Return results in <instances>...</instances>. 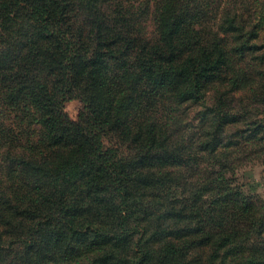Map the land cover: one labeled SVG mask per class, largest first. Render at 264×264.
I'll return each mask as SVG.
<instances>
[{
    "label": "trees",
    "instance_id": "16d2710c",
    "mask_svg": "<svg viewBox=\"0 0 264 264\" xmlns=\"http://www.w3.org/2000/svg\"><path fill=\"white\" fill-rule=\"evenodd\" d=\"M259 6L0 0V264H264Z\"/></svg>",
    "mask_w": 264,
    "mask_h": 264
},
{
    "label": "rangeland",
    "instance_id": "374dc122",
    "mask_svg": "<svg viewBox=\"0 0 264 264\" xmlns=\"http://www.w3.org/2000/svg\"><path fill=\"white\" fill-rule=\"evenodd\" d=\"M262 10L261 14L264 18V0H261V6H259ZM150 27L149 29H153L152 21L149 22ZM264 37V30H262V34ZM191 104V103H188ZM205 103L198 102L193 104L189 109V116L188 120H196L202 111L205 109ZM208 104L210 106L214 105L213 98L208 100ZM187 105V104H186ZM185 106V105H184ZM83 109V103L79 99H72L66 102L65 104V111L69 114V116L74 119L78 120L81 111ZM264 109V107H261ZM257 117H254L256 119ZM258 122V121H257ZM244 125L240 124L236 127H228L227 128V135L232 132L236 131L240 128H243ZM264 146V142H261ZM259 144V143H257ZM253 150H257L253 147ZM263 153H250L249 155H244L243 161L239 163V166L230 173L229 176L234 178L233 185L239 186L241 190L245 194H250L251 196L257 198L264 202V148Z\"/></svg>",
    "mask_w": 264,
    "mask_h": 264
}]
</instances>
